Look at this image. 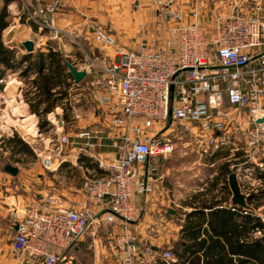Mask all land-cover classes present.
<instances>
[{"label": "crops", "instance_id": "obj_1", "mask_svg": "<svg viewBox=\"0 0 264 264\" xmlns=\"http://www.w3.org/2000/svg\"><path fill=\"white\" fill-rule=\"evenodd\" d=\"M21 1L22 7L37 11L46 0ZM17 3L18 0H14L7 5L10 14L8 18H12V21H9V26L2 33L4 44L15 50V59L19 60L25 53L35 54L40 49L47 53L50 47L75 64L80 54L78 50H84L82 46H74L69 39L49 41L51 38L47 33L39 34L31 25L21 21ZM3 5L4 0H0V8ZM235 6H239L243 14L254 16L264 24V0H202L196 5L180 0L171 10L164 6V0H140L138 8L132 6L131 0H63L61 8L54 16V23L59 29H76L83 41L88 39V24H102L116 35L120 44L136 50L139 42L132 39L137 36L142 40L156 39L159 43L169 37V28L174 24L170 11L182 10L185 23L199 21L212 29L219 18L230 16ZM25 40L34 42L35 49L32 52L23 46ZM46 42H58L59 46L55 48ZM261 50H264V46ZM26 65L27 62H23L15 69H5L4 65H0L5 70V81L0 83V91H3L0 94L3 104L0 110L14 118L27 116L33 122V126L26 131L31 142L23 136L25 131L19 130L15 124H11L10 131L5 132V138L19 134L28 143L30 153L21 150L18 141L0 146V153L7 161L0 166V264H23V260L11 253L7 239L2 237L4 231L8 232L6 221L12 231L16 229V226L10 225L11 212L14 209H23L30 203L45 209L49 205L48 200L69 208L88 206L87 183L102 178L105 174L96 159L113 158L116 156L114 142H122L123 129L114 123L110 109L97 101L96 94L106 95L105 91L101 87L92 89L90 96L94 107L85 103L87 96L82 82L86 81L90 85L89 77L79 83H75L73 77L68 78L62 89L66 91V95L47 113H44L45 104H41L37 111L32 110L31 105L36 104L38 92L33 83L37 76L35 71L27 72L30 82L26 88L19 80L20 77L15 83V97L8 95L6 91L14 83L8 78V73L17 71L23 76ZM56 91L61 89L57 87L53 92ZM15 105L21 110L15 112ZM40 119L42 122L47 120V126L42 127ZM56 125L70 139L69 144L60 150L50 143ZM32 128L39 129L42 135L37 138L35 134L31 135L29 130ZM85 129L95 133L92 139L79 138V133ZM181 139H184L180 142L182 146L175 151L176 160L180 159L179 161H171L172 156L168 160L149 161L142 165L139 178L134 183L135 213L130 222L113 217L103 208L94 209L95 222L70 249L69 256L73 259V264L86 261L88 251L91 264H124L117 256L114 238L127 228L136 236V261L141 259L142 264L170 263L162 257V253L171 250L175 255V262L180 261L183 264L186 256L180 259L175 252L183 250L195 238L205 236L209 231L210 212L226 205L241 208L231 205L229 174L236 172L237 168L251 169L254 162L263 161L264 142L254 161L248 162L244 152H235L232 148L202 156L197 150L196 139L190 135ZM7 164L17 167L16 175L5 171ZM216 177H219L217 181ZM238 180L242 191L249 196V191L245 188L247 182L245 183L241 174L238 175ZM210 204L213 208H207ZM109 216L111 221L108 220ZM104 241L107 249H104ZM34 263L40 264L38 261Z\"/></svg>", "mask_w": 264, "mask_h": 264}, {"label": "built area", "instance_id": "obj_2", "mask_svg": "<svg viewBox=\"0 0 264 264\" xmlns=\"http://www.w3.org/2000/svg\"><path fill=\"white\" fill-rule=\"evenodd\" d=\"M179 1L164 0V6L171 10ZM184 1L196 5L202 0ZM61 2L54 0L40 10L46 20ZM139 3L131 0L135 8ZM171 15L174 24L169 37L163 43L142 40L136 50L117 46L112 33L93 26L95 41L113 52L102 53L96 60L87 55L89 65H74L87 71L94 89L105 91L106 95L96 94L97 101L110 109L114 123L123 129L122 142H114L113 158L96 159L105 174L87 183L88 206L69 208L48 200L45 209L30 203L11 212L10 222L16 226L11 239L15 255H27L40 264H73L70 249L95 222L94 209L103 208L130 222L135 213L134 183L142 165L175 153L176 137L196 139L202 156L232 148L244 152L246 161H254L264 142V121L259 122L264 119V24L254 16L233 12L209 29L199 21L185 23L182 10ZM35 18L31 15L33 21ZM48 21L51 23H40V29L51 26L53 37L69 34L55 27L52 18ZM4 81L2 77L0 83ZM6 131L10 129L2 132ZM60 133L56 125L50 139L59 150L70 142ZM37 134L42 132L38 129ZM94 135L85 129L79 138ZM251 171L236 169L247 183ZM135 242L136 236L128 228L114 238L117 256L124 264H142L141 259L135 260ZM162 257L175 261L171 250Z\"/></svg>", "mask_w": 264, "mask_h": 264}, {"label": "trees", "instance_id": "obj_3", "mask_svg": "<svg viewBox=\"0 0 264 264\" xmlns=\"http://www.w3.org/2000/svg\"><path fill=\"white\" fill-rule=\"evenodd\" d=\"M12 1L14 0H4V5L0 8V65H4L5 69H15L18 64L27 62L23 73L37 72L33 80L38 91L37 101L31 106L32 110L37 111L41 104H45L44 113H47L66 95V91L62 89L72 76L67 71L63 56L50 47L47 53L40 49L35 54L25 53L19 60L15 59V50L5 45L2 38L3 31L10 24L7 5ZM4 74L5 70L0 68V79ZM57 87L61 91L53 92ZM41 124L45 127L48 121L44 120ZM17 141L21 144V150L31 152L28 143L17 133L13 137L2 138L0 146ZM262 178L264 180V173ZM248 193V202L257 211L229 205L214 209L210 212L209 231L205 236L195 238L183 250L175 252L180 259L186 256L183 264H264V209L259 212V208L264 206V187L252 188ZM207 208H213V205L210 204ZM179 262L163 264H182Z\"/></svg>", "mask_w": 264, "mask_h": 264}, {"label": "rangeland", "instance_id": "obj_4", "mask_svg": "<svg viewBox=\"0 0 264 264\" xmlns=\"http://www.w3.org/2000/svg\"><path fill=\"white\" fill-rule=\"evenodd\" d=\"M53 1L54 0H46L39 7V9H37V11H33V10H27L25 7H22L23 6V4H22L23 2L21 0H18V3H17V11L19 12V15L21 17L20 18L21 21L23 20L24 22H26L29 25H31L34 30L40 32L39 34L47 33L48 34L47 36H50V38H51V39H49V41H55L53 39H56L57 41L59 39H69V40H71L73 42L72 44L74 46H77L78 47L79 46L78 44H80L82 46V48L85 50V52H84V50H81V49L78 50L81 55L80 54L78 55V57L76 59V63L83 64V66H84V64H88L89 65V61L88 62H85L87 55H89V57H91L92 59H95L96 60V58H98V56H101V54L103 52L105 53V52H109V51L112 52L113 51V48H105V47H102V44L99 43V42H97V41H95V39H94V36H93V33H92L93 26L98 27V28L101 27L104 30L108 31L109 33H112L116 37V35L111 30H109L108 28H106L105 25H102V24H96V23H90V24H88L86 26L88 39L85 40V41H83L80 38V35L78 36L77 30L74 29V28H65L64 29L67 33L72 34V36H70L69 34L68 35L62 34V35H60L58 37H53L54 32H53V29H51V26H43V29H40V25L39 24L40 23H42V24L44 23V25H46L45 24L46 21L50 24L51 21H48V20L50 18H52V20L54 21L55 14L61 8L62 2H61V5L58 6V11L56 13H54L53 15H48L47 14V16H46L47 17V20H46L45 16L43 15L44 13H42L40 10L45 9ZM61 1H63V0H61ZM245 4H247V3H245ZM248 4H250V2ZM231 6H233V5H231ZM136 8H138V7H136ZM231 8L233 9V7H231ZM233 12H240V13L243 14V12H242V10H241V8L239 6L236 7V8H234ZM170 13H171V11H170ZM31 15H34V17H36L35 19L37 21H33L31 19ZM7 19L9 20V18H7ZM9 21H12V18H10ZM116 40H117V46H120V47H124L126 49H129V48H127V46L120 44L117 37H116ZM132 40L135 41V42H139V43L142 41V39H140V36H137L136 38H133ZM143 40H147V41L152 42L153 40H156V39H143ZM56 43L57 44L51 43V42H46L47 45H49V46L50 45H52V46L54 45L53 47L57 48L59 45H58V42H56ZM139 43H138V45H139ZM63 58H64V60L70 61L69 58H65V57H63ZM67 71H68V69H67ZM7 76H8V78H10V80H13V82H14L12 85L9 86V88L6 91L7 94L8 95H11L12 98H14L15 95L17 94V91L15 89V85H16L15 83H17L18 78L21 77V79H19V80L21 82H23L24 88H26L27 87V84L30 82V80H29V76L30 75L28 76L27 73L26 74L23 73V76H24L23 77L21 72L18 73L17 71H12V72L8 73ZM21 82H19V83H21ZM82 87L86 89L85 93H86V96L87 97L85 99V103H87V105H89V107H94V104L91 101L92 98L90 96L92 94L91 90L94 89V87H92L91 85H88L86 81H83L82 82ZM1 92H3V91H0V94H1ZM72 94L74 95L75 93H72ZM0 96H2V95H0ZM0 106H3V104L1 103V101H0ZM13 109H17V110H15V112H18V111L21 110L20 107L17 106V105H15ZM25 119H27V116H24L22 118H19V116H18L17 118H14V117H12V115H9L7 112H3L2 113V111L0 110V129H2L0 131V142H1V139L2 138L7 137L6 134L4 132H2V131L3 130H6V129H9L11 124H15L18 127L19 130L25 131L24 132L25 134L23 136L25 137V139H27L29 142H31L30 138L28 139V137L26 135V133H28L26 131L28 130V128H30L31 126H33V122H32V119H28V120H25ZM23 120H25V121H23ZM40 123H42V119H40ZM34 131H35V133H34ZM29 133L31 135L32 134H35L34 136H36V138L39 136V134H37V130H35V128H32L31 130H29ZM17 135H19V134H17ZM39 139L40 138H38V140ZM175 139H177V142L179 143L178 144V148L181 147L182 145L180 144V142H183L184 139H178L177 137ZM175 153H173L172 155H170L168 157V159L173 156V158H172L171 161H179L180 159L179 160H176ZM164 160L165 159H163V160L160 159L158 161H164ZM5 162H7V161H5L4 157L0 153V166H2ZM256 162H254V164L255 163L256 164L255 165L253 164V166L251 167V170H253V171H251L252 172V175L250 176V178L251 177L252 178L250 180L248 179V183L245 182L246 185H247V186H245V188L248 189V191L250 189H252V188L253 189H256V188H262V187H264V180L262 178V175L264 173V160L263 161H256ZM263 209H264V206L260 207L259 208V212H261ZM10 225H11V222H10ZM6 226L8 228V232L7 231L6 232L4 231V233L2 234V237L3 238H6L7 239L6 241L11 246V239L13 237L14 230L12 231V229H10L9 222H7V221H6ZM104 243H105V241H104ZM103 246H104V249H107V243H105V245H103ZM10 251H11L12 254L15 255V253H13V251H12V248L10 249ZM15 256L18 257L20 260H23V264H35L34 262H32L33 260H30L28 258L27 255H23L21 257H19L18 255H15ZM85 259H86V261H83L82 264H87V263L88 264H91V261H90V252L89 251L87 252V255H86V258ZM59 264H64V263L61 262Z\"/></svg>", "mask_w": 264, "mask_h": 264}, {"label": "water", "instance_id": "obj_5", "mask_svg": "<svg viewBox=\"0 0 264 264\" xmlns=\"http://www.w3.org/2000/svg\"><path fill=\"white\" fill-rule=\"evenodd\" d=\"M23 46L25 49L29 52H32L35 49L34 42L32 40H25L23 42ZM64 64L68 71L70 72L71 76L73 77L75 83H79L81 80H83L86 75V70H79L72 62L65 60ZM264 119L259 120V122H263ZM5 171L12 175H16L18 172L17 167L7 164L4 167ZM228 183L232 191V199H231V205L232 206H239L243 208L244 210L249 211H256L255 208L248 202V194L244 193L242 191L240 182L238 180L237 172L232 171L229 174L228 177Z\"/></svg>", "mask_w": 264, "mask_h": 264}, {"label": "bare ground", "instance_id": "obj_6", "mask_svg": "<svg viewBox=\"0 0 264 264\" xmlns=\"http://www.w3.org/2000/svg\"><path fill=\"white\" fill-rule=\"evenodd\" d=\"M19 105V104H18ZM25 120H28V118L27 119H25ZM25 120H23V121H25Z\"/></svg>", "mask_w": 264, "mask_h": 264}]
</instances>
